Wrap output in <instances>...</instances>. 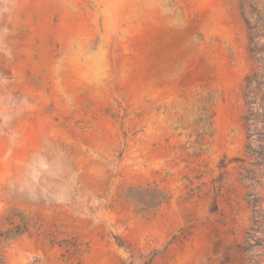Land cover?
Wrapping results in <instances>:
<instances>
[{"label": "rangeland", "instance_id": "374dc122", "mask_svg": "<svg viewBox=\"0 0 264 264\" xmlns=\"http://www.w3.org/2000/svg\"><path fill=\"white\" fill-rule=\"evenodd\" d=\"M253 74L264 0H0V264H264Z\"/></svg>", "mask_w": 264, "mask_h": 264}, {"label": "trees", "instance_id": "16d2710c", "mask_svg": "<svg viewBox=\"0 0 264 264\" xmlns=\"http://www.w3.org/2000/svg\"><path fill=\"white\" fill-rule=\"evenodd\" d=\"M254 31H256V28H253ZM254 37L250 36V41H253ZM250 50L256 54L257 50L254 48H250ZM255 78V74L248 76L246 78V89L248 90V94L246 97L248 98L246 101V104L248 105V113L245 117L246 122V130H247V138L250 140V143L247 145V156L254 159V161L251 163L253 166H257L260 171H262V175L264 176V147H260L257 149L253 144H261L264 140V118L261 119V126L258 128V123L260 118L257 116L258 110L255 109V100L251 98L249 95L250 87L254 85V82H252ZM224 167V166H223ZM244 173L241 174V180L248 183V186H251L252 183L258 182L256 178V173L253 169H250L248 167H243ZM246 198L248 199V203L252 204L254 208V213L256 214V204H257V198L254 194L248 193L246 195ZM257 216H254V221L252 226L250 227L247 234V245L243 247V250L245 252L250 251L253 247L259 245L258 239L255 237V233H257L260 229V226L258 225Z\"/></svg>", "mask_w": 264, "mask_h": 264}, {"label": "bare ground", "instance_id": "6f19581e", "mask_svg": "<svg viewBox=\"0 0 264 264\" xmlns=\"http://www.w3.org/2000/svg\"><path fill=\"white\" fill-rule=\"evenodd\" d=\"M55 157H56V156H55ZM37 158H38V157H37ZM51 158L55 159L54 157H51ZM58 158H59V156H58ZM60 158H61V157H60ZM56 159H57V157H56ZM35 160H36V158L34 159V161H35ZM52 161H53V160H52ZM58 161H59V160H57L56 162H58ZM56 162H53V163L56 165V168L59 167V166L62 164V163H61V164L59 163L60 165H58V163H56ZM60 162H61V161H60ZM40 164H41V163H40ZM40 164H39V165H40ZM63 164H65V163H63ZM34 165H35V164H34ZM39 165H38V166H39ZM61 166H63V165H61ZM32 167L34 168L35 166H32ZM36 167H37V166H36ZM33 168H31V170H32ZM37 168H38V167H37ZM37 168H36V169H37ZM60 168H61V167H60ZM62 169H63V168H62ZM64 169H65V168H64ZM67 170H68V169H67ZM36 171H37V170H36ZM29 172H30V170H29ZM34 172H35V171H34V169H33V170L31 171V173L33 174ZM63 172H64V171H63ZM66 172H67V171H66ZM28 174H29V173H28ZM32 174H31V176H33ZM65 175H66V174H65ZM67 175H68V174H67ZM67 177H69V176H67ZM33 179H34V178H33ZM62 186H63V184H62ZM47 188H49V187H47ZM62 189H64V186H63V187L60 186L59 188H56V189H54V190H53V188H52V190H53L52 192L57 193V194H62V193H64V191H63ZM47 190H48V189H47ZM64 190H65V189H64ZM50 192H51V191H50ZM65 192H66V191H65Z\"/></svg>", "mask_w": 264, "mask_h": 264}]
</instances>
